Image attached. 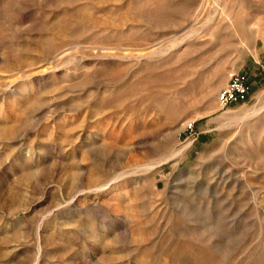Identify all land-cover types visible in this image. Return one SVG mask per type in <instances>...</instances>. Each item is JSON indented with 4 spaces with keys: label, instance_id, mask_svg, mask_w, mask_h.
I'll return each instance as SVG.
<instances>
[{
    "label": "rangeland",
    "instance_id": "rangeland-1",
    "mask_svg": "<svg viewBox=\"0 0 264 264\" xmlns=\"http://www.w3.org/2000/svg\"><path fill=\"white\" fill-rule=\"evenodd\" d=\"M0 264H264V0H0Z\"/></svg>",
    "mask_w": 264,
    "mask_h": 264
},
{
    "label": "built area",
    "instance_id": "built-area-1",
    "mask_svg": "<svg viewBox=\"0 0 264 264\" xmlns=\"http://www.w3.org/2000/svg\"><path fill=\"white\" fill-rule=\"evenodd\" d=\"M250 86L251 80L247 72L233 73L227 84L217 94L219 107L224 108L235 100L244 99L250 90ZM189 128V133L195 134L192 125H189Z\"/></svg>",
    "mask_w": 264,
    "mask_h": 264
}]
</instances>
